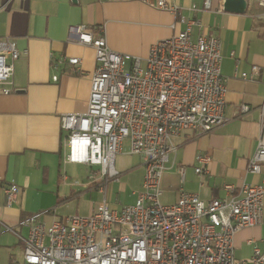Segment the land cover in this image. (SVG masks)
<instances>
[{
    "label": "built area",
    "instance_id": "built-area-1",
    "mask_svg": "<svg viewBox=\"0 0 264 264\" xmlns=\"http://www.w3.org/2000/svg\"><path fill=\"white\" fill-rule=\"evenodd\" d=\"M211 2L205 0V8ZM247 2L264 8V0ZM150 4L180 13V7L167 0ZM179 16L185 28L154 43L146 59L113 50L103 29L96 33L81 25L69 28V40L95 49L96 68L87 110L61 116L65 158L97 168L89 183L104 198L89 215L65 216L49 225L39 214L27 216L21 222L27 235L17 233L23 255L10 264H264V250L256 246L252 256L242 260L233 242L238 231L264 222V184H226V196L210 201L182 188L177 202L161 200L163 175L177 149L173 137L185 131L209 133L227 121L222 40L203 33L195 38L193 27L200 21ZM20 55L14 42L0 40V84H13L14 62ZM54 64L83 73L82 59L76 56L61 55ZM260 75L264 80L259 65L240 73L244 79ZM259 110L261 133L249 160V171L257 174L264 164V101ZM248 111L243 105L242 112ZM126 142L130 153L143 157L145 174L135 203L118 209L106 194L108 184L120 180L116 160ZM209 161V155L198 153L195 172H207ZM179 173L183 183L186 168L181 166ZM4 192L12 205L20 186L8 184Z\"/></svg>",
    "mask_w": 264,
    "mask_h": 264
},
{
    "label": "crops",
    "instance_id": "crops-1",
    "mask_svg": "<svg viewBox=\"0 0 264 264\" xmlns=\"http://www.w3.org/2000/svg\"><path fill=\"white\" fill-rule=\"evenodd\" d=\"M167 1L180 7L178 15L150 4L156 0H0V40L14 42L21 51L14 62L13 84H0V248L6 252L4 260L0 254V264L21 259L24 245L17 233L23 235L21 222L27 216L39 214L49 225L74 212L81 215L79 210L89 215L104 198L89 200L87 193L96 188L89 181L74 183L67 171L73 165L94 171L67 162L63 146L61 116L87 110L96 68L95 49L69 40L73 25L96 33L103 29L113 50L143 59L154 43L185 28L180 14L200 21L193 27L195 38L202 33L219 36L227 121L209 133L185 131L173 137L177 149L163 175L161 200L177 202L182 188L210 201L226 196V184L236 188L245 183L264 184V164L262 173L249 171L261 133L264 80L261 75L257 79L240 76L253 65L264 69V8L253 5L239 14L225 11L224 0H212L210 8H205V0ZM61 55L81 58L83 73L56 66L54 61ZM4 87L13 91L3 93ZM243 105L250 111L243 113ZM198 153L210 157L207 172L201 175L195 172ZM116 166L121 177L108 184L106 196L112 207L120 209L136 201L145 174L144 159L130 153L126 142ZM181 166L186 168L183 183ZM11 183L20 186V193L9 205L4 188ZM233 242L237 258L242 260L249 259L256 246L264 250V222L238 231Z\"/></svg>",
    "mask_w": 264,
    "mask_h": 264
},
{
    "label": "rangeland",
    "instance_id": "rangeland-1",
    "mask_svg": "<svg viewBox=\"0 0 264 264\" xmlns=\"http://www.w3.org/2000/svg\"><path fill=\"white\" fill-rule=\"evenodd\" d=\"M94 170H97V168L95 167ZM68 173L72 175V177H74V183L76 181H79V185L81 184H85V182H88L91 180V177L95 176L94 175V172L92 170L89 171V169L85 168L84 166H80V165H73V166H70L68 169H67ZM80 189V187H79ZM131 192V188L127 190L126 193H124L122 196L123 199L126 198V196L129 195V193ZM88 194V199L89 200H93V201H97V200H100L101 199V196L103 198V195H101L99 193V190L98 189H95V191L91 192V193H87ZM108 195H109V190H108ZM129 199V198H127ZM78 213L77 214H83L84 212L83 211H77ZM73 215L76 214V212L72 213ZM27 234V228H23V235L25 236ZM0 244H3V243H0ZM0 254L2 256V260H4L6 258V252L5 250H1L0 248Z\"/></svg>",
    "mask_w": 264,
    "mask_h": 264
},
{
    "label": "water",
    "instance_id": "water-1",
    "mask_svg": "<svg viewBox=\"0 0 264 264\" xmlns=\"http://www.w3.org/2000/svg\"><path fill=\"white\" fill-rule=\"evenodd\" d=\"M248 7L247 0H224L223 2V8L227 12L243 14Z\"/></svg>",
    "mask_w": 264,
    "mask_h": 264
}]
</instances>
